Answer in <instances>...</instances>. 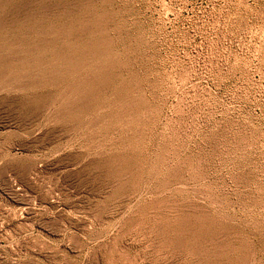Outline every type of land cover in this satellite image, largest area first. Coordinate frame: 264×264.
<instances>
[{"label":"rangeland","instance_id":"obj_1","mask_svg":"<svg viewBox=\"0 0 264 264\" xmlns=\"http://www.w3.org/2000/svg\"><path fill=\"white\" fill-rule=\"evenodd\" d=\"M0 264H264V0H0Z\"/></svg>","mask_w":264,"mask_h":264}]
</instances>
